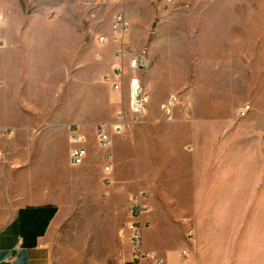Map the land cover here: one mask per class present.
Returning <instances> with one entry per match:
<instances>
[{
  "label": "crops",
  "instance_id": "1",
  "mask_svg": "<svg viewBox=\"0 0 264 264\" xmlns=\"http://www.w3.org/2000/svg\"><path fill=\"white\" fill-rule=\"evenodd\" d=\"M86 2L0 0V264L126 262L123 224L141 190L142 244L163 264H264V45L255 19L264 0H162L158 20L152 8L141 16L138 3L135 12L122 5L131 55L120 91L102 79L116 43L90 40ZM142 48L144 119L103 149L95 125L125 104L129 58ZM172 94L181 102L165 120ZM70 124L86 138L79 165L69 160Z\"/></svg>",
  "mask_w": 264,
  "mask_h": 264
},
{
  "label": "built area",
  "instance_id": "2",
  "mask_svg": "<svg viewBox=\"0 0 264 264\" xmlns=\"http://www.w3.org/2000/svg\"><path fill=\"white\" fill-rule=\"evenodd\" d=\"M168 1V0H166ZM184 7H189L188 3ZM58 9H51L49 14L55 15ZM2 15L0 14V21ZM130 23L122 12H116L112 18L109 35L100 34L97 40L105 43L109 40L116 43L115 56L117 61L112 64V70L105 73L103 81L111 85L115 91L122 89V80L125 75L123 65L124 57L130 53L126 42V35L129 33ZM129 67L133 70L143 69L146 67L145 50L132 55L129 58ZM181 102L180 95L172 94L166 103L162 104L164 118L171 120L173 118V109ZM147 98L144 94L140 79L133 75L129 78L128 89V110L120 107L116 110L114 118L109 122H99L95 125V141L98 146L103 149H109L112 142L113 134H125L134 126L135 123L142 120L144 110L146 108ZM250 109V104L244 103L238 110L240 116H244ZM129 114V115H128ZM1 133V130H0ZM86 140L85 136L80 134L76 124L69 125V160L73 165L82 164L87 155V149L82 143ZM2 153L0 151V158ZM104 171L103 176L105 182H110L108 176L112 167V154L106 152L103 156ZM146 194L133 196L130 198L127 206V220L125 222V238L129 246V259L122 264H163V260L155 256L152 252L146 250L142 244V229L144 226L143 216L148 210L146 203ZM185 250L182 254H185Z\"/></svg>",
  "mask_w": 264,
  "mask_h": 264
},
{
  "label": "rangeland",
  "instance_id": "3",
  "mask_svg": "<svg viewBox=\"0 0 264 264\" xmlns=\"http://www.w3.org/2000/svg\"><path fill=\"white\" fill-rule=\"evenodd\" d=\"M134 2L138 3L137 4L138 5L137 10L138 9L140 10V15L141 16H146L148 11L150 10V8H152L154 13L156 14V18L155 19L156 20L159 19V9H160L159 7L161 6L162 0H87L86 3L88 4V12H89L90 40L94 39L95 35L105 34L106 33V30L108 29L107 27H108V25H109V23L111 21V17L116 12H122L126 16L124 9L121 8L122 5L125 6V4H126V7L130 10V12H135L136 9H134V7H133V5L135 4ZM52 6L53 7L51 9H53V8L58 9L57 6L56 7H54L55 5H52ZM74 8H76V9H74V11H76V12L80 11L79 9H77V7H74ZM255 19H256V21L259 24V32H261L260 41L264 45V12H263V14L258 15L257 18H255ZM260 28H262V30ZM142 50H145V49L142 48V49H139L137 52H133V53L136 54V53L141 52ZM92 52L93 51L90 50V59L91 58L93 59V54L94 53L92 54ZM128 55H131V53H129ZM263 59H264V53H263ZM129 69H130V73L128 71L127 75L129 74L128 75L129 77H131L132 75H135V71L136 70H133L130 67H129ZM102 75L104 76L105 74L102 73ZM178 95H180V94H178ZM180 98H181V95H180ZM124 103H125L124 104L125 106L123 105L122 108H124V110L127 111L128 110V96H127V99H126V101ZM246 103L250 104V108L252 107L250 102H246ZM174 109H173V111H174ZM143 119H144V114L142 116V120ZM141 121H139V122H141ZM139 122H137V123H139ZM137 123H135V124H137ZM127 133L128 132H126L125 134H127ZM141 194H146L147 195L146 190H141L140 192L132 195L131 197L138 196V195H141ZM145 216H146V213L143 216V220H144ZM126 220H127V214H126V218H125V221H124V224H123V228L125 227Z\"/></svg>",
  "mask_w": 264,
  "mask_h": 264
}]
</instances>
